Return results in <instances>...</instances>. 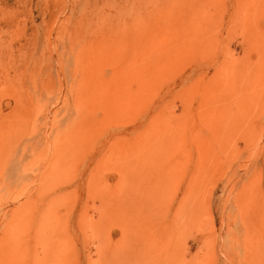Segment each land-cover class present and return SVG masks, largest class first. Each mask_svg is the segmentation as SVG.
<instances>
[{
    "label": "rangeland",
    "instance_id": "1",
    "mask_svg": "<svg viewBox=\"0 0 264 264\" xmlns=\"http://www.w3.org/2000/svg\"><path fill=\"white\" fill-rule=\"evenodd\" d=\"M130 1L0 0V264H264V0Z\"/></svg>",
    "mask_w": 264,
    "mask_h": 264
},
{
    "label": "bare ground",
    "instance_id": "2",
    "mask_svg": "<svg viewBox=\"0 0 264 264\" xmlns=\"http://www.w3.org/2000/svg\"><path fill=\"white\" fill-rule=\"evenodd\" d=\"M124 1H125V0H124ZM133 1H134V0H132V2L130 1V3H132V5H130V3H129V5H128V7H129V6H132V8L129 7V8H130L129 10H131V9H132V10H134V9L136 10V7H137V6H138L140 9H142V8H141L142 5H143V4H142V3H143L142 0H141V1L139 0L140 2H138L137 0H135V1L138 2V3H136V4H134L135 2L133 3ZM114 2H115V1H114ZM144 2H145V0H144ZM146 2H147V1H146ZM139 3H140V5H141V7L139 6ZM127 4H128V2H127ZM133 4H134V5H133ZM135 5H136V6H135ZM133 6H134V7H133ZM128 7H127V8H128ZM125 8H126V7H125ZM133 8H134V9H133ZM143 8H144V7H143ZM140 9H139V10H140ZM145 9H146V7H145ZM147 9H148V8H147ZM135 10H134V11H135ZM136 11H138V10H136ZM142 13H144L143 10H142ZM142 13H141V15H142ZM121 16L123 17V15H121ZM142 16L144 17V15H142ZM143 17H142V18H143ZM144 18H145V17H144ZM145 23H146V20H145ZM108 24H109V22H108ZM119 25H120V24H119ZM101 26H102V25H101ZM105 26H106V25H104V27H105ZM116 27H117V26H116ZM117 28H118V27H117ZM111 29H112V28H111ZM111 29H110V31H111ZM101 30H102V29H101ZM106 30H107V29H106ZM113 30H114V28H113ZM107 31H108V30H107ZM110 33H111V32H110ZM117 33H118V32H117ZM100 36H101V35H100ZM103 36H104V35H103ZM108 38H109V37H108ZM114 38H115V37H114ZM106 40H108V39H106ZM108 41H109V40H108ZM86 42H87V41H86ZM98 42H99V41H98ZM102 42H103V41H102ZM110 42H111V41H110ZM123 42H124V41H123ZM94 44H95V43H94ZM121 44H122V42H121ZM122 45H123V44H122ZM124 45H126V44H124ZM96 46H97V45H96ZM114 46H115V45H114ZM94 48H96V47L93 46V49H94ZM103 48H104V47H103ZM112 48H113V47H112ZM121 48H122V47H121ZM99 50H100V49H99ZM92 51H93V50H92ZM101 51H102V50H101ZM111 51H112V50H111ZM88 52H90V50H89ZM94 52H96V51H94ZM98 52H99V51H98ZM102 52H103V51H102ZM105 52H106V51H104V53H105ZM104 53H103V54H104ZM91 54L94 55L95 58L98 57L97 55H95V53H94V54L91 53ZM87 55H89V54H87ZM87 55H86V57H87ZM99 55H100V53H99ZM94 56H93V57H94ZM113 56H114V55H113ZM116 56H117V55H116ZM120 56H123V55H120ZM91 58H92V56H91ZM117 58H118V57H117ZM92 59H93V58H92ZM92 59H90V60H92ZM111 59H112V58H111ZM121 60H122V59H121ZM131 60H132V59H131ZM93 61H94V59H93ZM97 61H100V59H99V60L97 59ZM128 61H129V59H127V62H128ZM86 62H87V61H86ZM125 62H126V60H125ZM127 62H126V63H127ZM87 63H88V62H87ZM110 63H111V61H110ZM124 64H125V63H124ZM80 65H81V64H80ZM111 65H112V64H111ZM85 67H86V66H85ZM82 71H83V70H82ZM118 73H119V72H118ZM130 73H131V70H130ZM86 80H87V79H86ZM121 81H122V80H121ZM115 101H116V100H115Z\"/></svg>",
    "mask_w": 264,
    "mask_h": 264
}]
</instances>
